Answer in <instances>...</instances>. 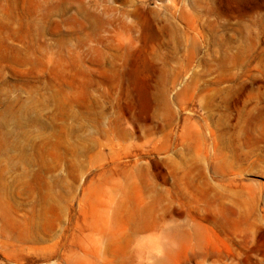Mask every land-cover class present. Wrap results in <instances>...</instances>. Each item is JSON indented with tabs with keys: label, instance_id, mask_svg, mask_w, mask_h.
Returning a JSON list of instances; mask_svg holds the SVG:
<instances>
[{
	"label": "rangeland",
	"instance_id": "rangeland-1",
	"mask_svg": "<svg viewBox=\"0 0 264 264\" xmlns=\"http://www.w3.org/2000/svg\"><path fill=\"white\" fill-rule=\"evenodd\" d=\"M0 264H264V0H0Z\"/></svg>",
	"mask_w": 264,
	"mask_h": 264
}]
</instances>
